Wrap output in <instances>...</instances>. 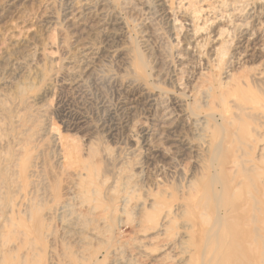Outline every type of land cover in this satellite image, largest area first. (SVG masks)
<instances>
[{"label": "rangeland", "instance_id": "374dc122", "mask_svg": "<svg viewBox=\"0 0 264 264\" xmlns=\"http://www.w3.org/2000/svg\"><path fill=\"white\" fill-rule=\"evenodd\" d=\"M158 1L0 0V264H264V0Z\"/></svg>", "mask_w": 264, "mask_h": 264}, {"label": "bare ground", "instance_id": "6f19581e", "mask_svg": "<svg viewBox=\"0 0 264 264\" xmlns=\"http://www.w3.org/2000/svg\"><path fill=\"white\" fill-rule=\"evenodd\" d=\"M158 2H160V0ZM206 96L207 97H211L212 95L210 96L209 95V92L207 91L206 92ZM215 100H216V98L214 99V101ZM242 104H244V107H253V106L256 107V106H258L259 101L256 98H252V99H248L247 101L243 102ZM174 105H175V103H174ZM246 105H251V106H246ZM110 131H111V129H110ZM19 147H21V146H19ZM19 147L16 150V153H15L12 161H13L15 167L16 166L19 167L21 165L22 168L25 170L28 167V161H29V159H28L27 156L29 155V152H28V150L24 149V147L23 148H19ZM261 156H262V159L258 162V165L257 164L254 165L255 170H261V168H264V148H262V150H261ZM238 186L239 185H237V188H238ZM247 186H249V185H245V187H247ZM208 190H209V187H208ZM195 193L196 194H199L197 189L195 190ZM237 194L238 193L236 191L232 195H235L236 196ZM258 194H259V201L261 202L264 199V186L260 189V191H258ZM205 198L207 199V201H204L203 199H200V197H199V199H198L197 202L196 201H192L190 199V207H189L190 211L193 212V208H197V209H203L204 208L206 210L209 209L210 208V205H211L210 204V200H212V199H211V197H208L207 192H206ZM250 199L252 201H254L256 199L255 198V195L250 194ZM216 202H217V199H216ZM82 204L85 205V203H82ZM245 204L246 205H248V204L250 205L251 204V201L245 202ZM232 205H233L232 202H230L229 200H226L224 198L223 205L221 207L217 208V211H218V214H219L218 217H220L221 215H223V218L225 216H230L231 215V212L229 211V209L232 207ZM156 206H164V203L157 201L156 202ZM67 208H68L67 205L64 206L63 207V211H65ZM181 208H182V206H179L178 207V209H181ZM190 211H188V212H190ZM221 212H222V214H221ZM171 213H172V210H169L168 212H166L162 216L161 215L158 216L156 214H149L147 216V221L152 226H154V225H157L158 226V221L161 219L163 222H166L169 219ZM207 216H209V215H208V213L206 211L205 212H201L200 213V216H199V219L201 218V220L203 222L204 221H207V220H209V218ZM255 217L256 216H254V218ZM235 218H238V216H236ZM217 220L219 222L220 219L218 218ZM247 220H249L250 222H253L252 218L249 219L247 217L244 221H247ZM257 221L259 222V218H258ZM263 221H264V218L260 215V222L262 223ZM207 222L203 223V225L201 224V229H203V230H208L209 229V222L208 223ZM192 227H193V230L194 231H195V228L198 227V223L196 222V220H195L194 225ZM157 229L162 230V229H160V226L157 227ZM194 235H196V233L193 234V237H194ZM215 236H216V240H217V236L219 237V233L217 235L215 234ZM222 239H223L222 243L224 244V247H227V250L230 251V255H228L226 257L227 261H231V262L234 261V264H236L235 263L236 260H239L240 259V256H242L243 258H245V262L242 263V264H250L249 257H248V251H249V248H250V241H249L248 234L242 232V233H239V234H234L233 235V238L231 236V238H229V239H225V237L222 236ZM211 240H213V238L210 236V242H212ZM195 250L198 251V248L195 247ZM217 251H218V248L216 247V249L213 251V254H214L215 257H217L218 255H220V254H215ZM206 264H208V263H206ZM209 264H211V263L209 262Z\"/></svg>", "mask_w": 264, "mask_h": 264}]
</instances>
